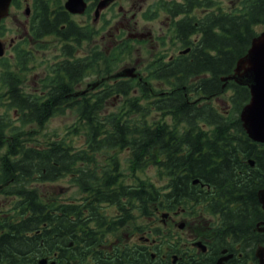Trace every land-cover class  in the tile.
I'll use <instances>...</instances> for the list:
<instances>
[{"label": "trees", "instance_id": "1", "mask_svg": "<svg viewBox=\"0 0 264 264\" xmlns=\"http://www.w3.org/2000/svg\"><path fill=\"white\" fill-rule=\"evenodd\" d=\"M97 1L92 0L89 11ZM214 4L213 0L156 1L153 11L164 10L172 18L175 54L156 58L147 67V74L168 88L155 90L150 80L140 81L146 105L139 103L141 95L124 100L118 111L105 112L109 96L131 93L133 78L105 80L100 94H73L74 83L100 58L97 53L88 60L76 54L75 42L90 37L91 24L76 23L63 0H33L30 32L37 39L52 33L59 37L64 57L55 61L51 70L54 85L42 95L24 92L14 72L2 71L1 78L9 89L0 103H6L8 111L13 108L20 123L14 122L12 113L0 112V148L7 146L0 158V184L2 190L18 195L14 212L0 216V264L36 261L27 259L26 253L56 249L67 264H85L89 246L98 247L108 233L126 223L121 211H128L130 204L139 205V211L147 216L155 206L152 221L160 218L161 209L197 203L210 205L205 209L209 213L222 212L226 226L239 227L242 221L252 219L259 205L256 191L264 185V142L252 139L240 119V111L250 99V88L233 79L225 81L223 76L234 72L238 59L259 32L256 26L264 24V0H240L235 9L229 10L221 5L213 9ZM198 8L201 16L195 13ZM129 42L126 38L117 44L113 56L123 53ZM187 47L189 51L181 52ZM226 87L232 88L235 104L227 114L211 102L198 104L192 100L220 94ZM152 89L154 97L150 96ZM68 107L78 111L80 125L85 128L87 141L83 145L76 146L69 142L71 138L58 136L40 142L32 136L35 129H26L33 124L41 127ZM153 108L168 110L174 119H181L180 123L187 124L185 131L177 129L179 122L170 127L160 119L150 121L148 111ZM201 120L212 126L210 132L202 127ZM25 133L34 144L25 143ZM120 150L128 151L124 161ZM102 152L107 154L105 162L101 161ZM250 159H254V165ZM151 165L156 167L158 177L166 178V184L160 187L137 175V169ZM128 172L138 178L137 183L125 181ZM67 173L83 192L80 203H48L50 199L34 184ZM195 178L209 183L211 190L193 184ZM103 202L118 204V212L100 209ZM155 228L157 232L162 229ZM41 245L44 248L40 249ZM126 252L123 258L129 261L148 256L141 247H130Z\"/></svg>", "mask_w": 264, "mask_h": 264}, {"label": "rangeland", "instance_id": "2", "mask_svg": "<svg viewBox=\"0 0 264 264\" xmlns=\"http://www.w3.org/2000/svg\"><path fill=\"white\" fill-rule=\"evenodd\" d=\"M91 1V0H89ZM157 0H116L114 3L110 4L109 7L104 9L98 19H94V14H74L73 20L76 23H89L91 24L90 29L92 34L87 39L81 42H75L78 50L77 55L79 57H86L87 60L92 58L95 53L99 55V59L95 63L94 68L88 69V74L83 78L81 77L77 83H74V90L85 88L89 83L95 81L103 76L110 75L111 73L106 72L107 69H111L112 72L120 70L127 66H135L138 71V75L133 77L134 87L130 89L131 93L127 95L124 93H114L109 96L105 102V112L119 110L121 104L124 100L131 97L142 98L139 100L141 105H146V98L141 93L140 81H148L151 85L154 84L155 90L167 89L168 85L163 82H158L155 78H149L147 74L148 65H152V62L156 58H162L165 53L172 52L175 46V38L172 37V32L169 33L170 25L172 24V18L163 10L162 12L155 11L154 14L148 18L145 13H150L154 8V4ZM215 4L211 8L216 9L219 5L226 9H231L232 7L238 5L240 0H213ZM64 2V0H63ZM29 3V4H28ZM33 0H21L19 5H13L10 14L0 22V38L2 39V46L0 45V50L3 51V55L0 57V99L6 98V93L8 91V85L2 80V71L10 70L15 73L20 82V87L24 92H37L44 93L48 91L49 85H54L53 80L51 81V70L55 67V61L63 57V41L59 37L53 35H47L40 39H37L35 35L29 32V13L26 14L28 5L31 11H33ZM29 8V7H28ZM198 16H201L202 10L200 8L195 10ZM264 28V24H258L256 29L260 31ZM144 32L145 40L134 42H129V47L123 52L118 54L119 56L114 57L113 53L116 51V45L122 42L124 39L128 38L132 32ZM26 33V34H24ZM31 35L30 40L24 38V35ZM24 38V39H22ZM27 38H29L27 36ZM171 38V39H170ZM19 48H24L20 50ZM159 55V56H158ZM113 56V57H112ZM162 56V57H160ZM108 82L115 81L113 77L107 79ZM103 85V84H102ZM102 85L94 87L92 93L100 91ZM106 86V85H105ZM90 90V89H89ZM155 90L150 91V96H155ZM129 91V92H130ZM232 88L226 87L220 94L206 97L203 99H198L196 96L192 100L196 101L198 104L211 102L216 109L220 110L222 113L227 114L228 110L234 106L233 100L231 98ZM90 92V93H91ZM162 94L163 91H160ZM91 96V94H89ZM190 95H193L190 93ZM93 98V94L91 96ZM8 105L0 103V112L4 110L9 114H13V118L16 124L20 123L17 118L18 114H15L13 108L7 109ZM150 121L155 119H160L162 122H167L170 127H174L181 122V119H174L172 113L168 110H153L148 111ZM11 115V114H10ZM138 116V115H135ZM81 120L78 117V111L73 107L65 108L63 111H58L50 119H48L44 125L41 127L38 125H29L26 129H35L32 136L34 139L39 138L40 142H44L49 137H68L70 143L80 146L87 141L86 134L84 133L85 128L80 125ZM177 122V123H176ZM202 127L210 132L212 128L211 125L204 124L203 120L200 122ZM177 129L182 133L185 131L187 124H178ZM74 128H78L77 131ZM27 133L24 134V140L27 144H34V139H29ZM79 150V149H76ZM74 151V149H73ZM114 152L115 150L112 149ZM7 152V146L0 148V158ZM128 151L120 150L119 155L122 161L125 160ZM107 154L101 153V161L105 162ZM156 167L151 165L145 170L137 169V175L139 174L144 179H150L155 182L157 186H163L166 184V178H161L156 175ZM135 172V173H136ZM70 175V173L65 174L62 177L56 178L54 180L40 181L36 182L34 185L39 186L40 193L44 195L48 203L53 200H65V201H78L81 199L83 192L80 190L79 184L75 183ZM125 181L130 184H135L138 178L134 176L131 172L125 177ZM17 185H15L16 189ZM17 194L14 192H8L1 190L0 187V214H5L9 211L15 204L14 200L17 198ZM60 201V202H61ZM63 202V201H62ZM202 205L203 203H197ZM128 211H121L127 217L126 223L114 233H108L109 237L117 235L121 238H127L128 232H136L135 235L131 236L133 240L139 241L142 244L143 239L138 231V226L143 224H149L150 220L147 213L144 211H139V205L134 206L130 204ZM100 209L106 210L111 214L117 213L119 209L118 204H112L109 202H103L100 205ZM166 209V208H164ZM163 210V209H161ZM206 214L210 215L208 212ZM15 214V213H14ZM136 215L133 218V215ZM159 214V213H158ZM161 218L162 215L159 214ZM144 226V228L146 227ZM150 225V224H149ZM161 226L163 229L164 223L161 220H157L153 226ZM156 227V226H155ZM164 230V229H163ZM162 235L164 242L160 245V241L156 240L155 249L150 240H146L147 243L151 245L157 252L164 253L167 251L168 239H166V234L163 232H155L153 235ZM74 243L73 240H71ZM144 246H147L145 245ZM163 246V249L160 248ZM41 245V249H42ZM159 247V248H158ZM147 260H152L150 256H147ZM159 260V259H158ZM157 260V261H158ZM67 261V260H66Z\"/></svg>", "mask_w": 264, "mask_h": 264}, {"label": "flooded vegetation", "instance_id": "3", "mask_svg": "<svg viewBox=\"0 0 264 264\" xmlns=\"http://www.w3.org/2000/svg\"><path fill=\"white\" fill-rule=\"evenodd\" d=\"M88 2L90 6L92 1L88 0ZM97 3L90 8L91 12L88 8L85 13L89 15L93 12L96 15ZM47 35H53V33ZM193 184L200 185V188L207 191L211 190V185L201 180L195 181L194 179ZM262 188L264 185L256 191L259 201L257 212L251 215L252 219L242 221L239 227L233 224L226 226L225 215L222 212L206 214L205 209L211 208L210 205L186 204L178 205L174 209H165L164 217L159 219L165 224L164 230L161 229L160 232L166 234L169 245L158 261L155 260L158 254L152 250L153 247L145 244L146 240H150L149 243H152L154 248L156 244L155 237L148 235L155 231V226H153L155 221H152L155 206H151L152 215L148 216L150 225L143 224L146 227L141 234L144 241L142 244L132 239L131 236L136 232H128L126 235L129 236L125 239L115 234V237L109 240V245L105 243L107 240L103 239L98 247L89 246V252L87 251L85 255L87 259L85 264H140V262L141 264H264V206L259 197V191ZM43 241L44 238H41L42 244ZM116 245L119 247V252ZM139 245L152 260H147V257L142 260L136 258L132 261L123 258V254L127 255L126 249L130 247L137 249ZM44 252L42 253V250L29 251L26 253L27 259L36 258V261L24 260L17 264H51L53 261V264H67L65 260H61L58 249ZM43 257L47 259L45 263L39 261Z\"/></svg>", "mask_w": 264, "mask_h": 264}, {"label": "water", "instance_id": "4", "mask_svg": "<svg viewBox=\"0 0 264 264\" xmlns=\"http://www.w3.org/2000/svg\"><path fill=\"white\" fill-rule=\"evenodd\" d=\"M111 1L100 0L96 9L97 15ZM10 3L11 0H0V19L8 14ZM65 5L72 12H83L87 6V2L85 0H66ZM27 12H29V8ZM0 53H2L1 50ZM134 70L135 66H127L113 75L134 76L136 75ZM223 78H233L237 82L250 87L251 97L243 106L240 117L249 136L258 141H264V29L252 39L248 51L238 59L235 72ZM98 82L91 83L86 89L77 91L76 94L85 92ZM251 163H254L253 159H251ZM259 196L264 205V188L260 190ZM45 260L43 259L42 261Z\"/></svg>", "mask_w": 264, "mask_h": 264}, {"label": "bare ground", "instance_id": "5", "mask_svg": "<svg viewBox=\"0 0 264 264\" xmlns=\"http://www.w3.org/2000/svg\"><path fill=\"white\" fill-rule=\"evenodd\" d=\"M96 14V13H95Z\"/></svg>", "mask_w": 264, "mask_h": 264}]
</instances>
